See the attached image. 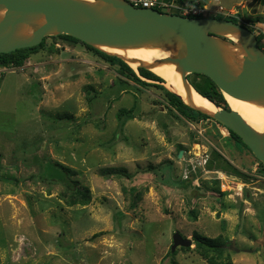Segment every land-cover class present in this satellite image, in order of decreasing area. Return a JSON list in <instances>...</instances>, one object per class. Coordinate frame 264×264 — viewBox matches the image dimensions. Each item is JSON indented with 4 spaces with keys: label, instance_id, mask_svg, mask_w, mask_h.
<instances>
[{
    "label": "rangeland",
    "instance_id": "rangeland-1",
    "mask_svg": "<svg viewBox=\"0 0 264 264\" xmlns=\"http://www.w3.org/2000/svg\"><path fill=\"white\" fill-rule=\"evenodd\" d=\"M206 3L259 36L264 0ZM0 155V264H264V164L82 44L49 37L22 66L0 67ZM57 165L91 202L55 180ZM176 233L192 246L172 253ZM195 233L223 253L198 249Z\"/></svg>",
    "mask_w": 264,
    "mask_h": 264
},
{
    "label": "water",
    "instance_id": "water-1",
    "mask_svg": "<svg viewBox=\"0 0 264 264\" xmlns=\"http://www.w3.org/2000/svg\"><path fill=\"white\" fill-rule=\"evenodd\" d=\"M228 34L240 35L239 44L244 51L242 71L234 68L224 55L222 45H235L221 39L227 38ZM63 35L100 51H103L101 46L117 49L180 47L182 55L168 57L159 63L177 65L184 83L192 86L189 76L205 75L217 85L226 100L231 97L264 107V51L258 45L257 35L242 23L136 8L127 0H94V3L82 0H0V54L38 47L46 38ZM135 71L139 74L138 69ZM208 101L218 110L213 115L184 103L235 133L264 164V133L255 131L231 107L229 111ZM183 154L181 151L180 159ZM191 246L190 239L179 233L174 235L172 253L179 247ZM232 250H236L234 243Z\"/></svg>",
    "mask_w": 264,
    "mask_h": 264
},
{
    "label": "trees",
    "instance_id": "trees-1",
    "mask_svg": "<svg viewBox=\"0 0 264 264\" xmlns=\"http://www.w3.org/2000/svg\"><path fill=\"white\" fill-rule=\"evenodd\" d=\"M164 1L172 2V0H164ZM176 2L178 4H181V5L186 4V0H176ZM197 3H199V5ZM192 5H198V6L204 7V5H207V3H206V0H200L199 2L192 1ZM163 10H166V9H159L160 12H163ZM172 10H174V9H172ZM174 15H179V14H174ZM190 17L193 18V16H190ZM198 17L202 18V17H204V15H200ZM209 17L217 18V19L231 20V21H234L235 23H238V19L235 17H229V16H224V15H212V14H210ZM258 23H262V21H258ZM58 38L63 39L66 42H69L72 44L84 45L88 50L92 51L98 57L103 59L106 63H108L114 67H118V73L120 74V76H122L126 80H129V81H131V82H133V83H135L141 87H144V88H147V87L158 88L159 87L161 90H163L165 92L166 99L169 102V104L173 108H175L178 111V113L180 115H182L183 117H185L188 121L198 124V123H201L202 121L212 120V118L209 117L208 115H205L202 112L197 111V110L192 109L191 107L187 106L184 103L183 99L179 95L177 96V94L169 91L165 87V81L163 78L159 77L158 75L151 72L150 70L141 67L138 69V72H139V74H138L130 65H128L125 61H123L122 59H120L116 56H111V55H109L103 51H100V50L94 48V47H90V46L80 42L79 40H77L73 37H70V36L63 35V36H60ZM257 39H258L259 47L264 51V44L262 45V42L264 40V34L260 33L259 36L257 37ZM44 45H45V40L38 47H34V48H30V49H24V50H17L15 52L9 53V54H0V67H2V68L20 67L30 57L31 54H36L40 50V48L44 47ZM144 79L146 81H150V82L148 83V82L144 81ZM188 79H189L190 84L192 85V87L195 89V91L198 94H200L201 96L212 101L213 103H215L219 107L225 108V109L230 111V105L228 104L227 100L225 99V97L223 96V94L221 93V91L217 87V85L209 77H207L205 75L194 74V75H191L190 77H188ZM156 83L160 84V86L154 85ZM229 133H230V136L232 139H234L235 141L239 142L244 147H246V145L242 142V140L235 133H233L231 131H229ZM216 154H217L218 159L228 167V171L230 174H233V175L240 177V178L248 179L247 176H245L242 172H240V170L237 167H235L234 165H232L226 158H224L223 156H221L217 152H216ZM0 159H2L1 155H0ZM57 168H58L57 171H58L59 176L55 180H58L57 182H59V183H65L69 187V189H71L72 191L78 192L79 189L76 188V184H74L73 182H72V184H70V182H69V180H70L69 176H70L71 171L65 167L60 166V165H57ZM109 175L112 176V175H119V174L116 172H113V173H110ZM49 180L54 181L53 179H49ZM79 193H81V197H83V199H84V204H88L89 202H91V196H90L89 192L85 193V192L79 191ZM135 206L136 205L133 204L132 208H134ZM119 216L123 217L124 214L119 213ZM97 236L98 235H96V237ZM193 238H194V241H195L198 249H201L204 251L205 250L206 251H215V252H218L220 255L224 251L223 249H224L225 244L219 243L217 240L202 237L198 233H195ZM172 264H179V263L176 261H172Z\"/></svg>",
    "mask_w": 264,
    "mask_h": 264
},
{
    "label": "bare ground",
    "instance_id": "bare-ground-1",
    "mask_svg": "<svg viewBox=\"0 0 264 264\" xmlns=\"http://www.w3.org/2000/svg\"><path fill=\"white\" fill-rule=\"evenodd\" d=\"M94 3V0H82ZM229 41L235 45H222L227 61L237 70L242 71L244 62V51L239 44V34H228ZM101 50L110 55H116L125 60L134 70L140 67L146 68L164 79L166 86L171 92L179 95L183 101L208 115H213L217 108L207 99L199 95L195 89L182 80V74L178 71L177 65L173 63H159L168 57L175 58L183 54V49L177 46L161 48L156 46L135 47L126 49L110 48L101 46ZM231 109L240 113L245 121L258 133H264V107L235 100L227 97Z\"/></svg>",
    "mask_w": 264,
    "mask_h": 264
},
{
    "label": "built area",
    "instance_id": "built-area-1",
    "mask_svg": "<svg viewBox=\"0 0 264 264\" xmlns=\"http://www.w3.org/2000/svg\"><path fill=\"white\" fill-rule=\"evenodd\" d=\"M129 2L136 8L154 9L158 11L159 9H174L180 13V16L183 17L193 16V18H199L198 16L200 15L209 17V15L211 14V11H208V9L205 7L198 6L199 4L190 6L186 4L181 5L178 4L176 0H172V2H166L164 0H129Z\"/></svg>",
    "mask_w": 264,
    "mask_h": 264
},
{
    "label": "crops",
    "instance_id": "crops-1",
    "mask_svg": "<svg viewBox=\"0 0 264 264\" xmlns=\"http://www.w3.org/2000/svg\"><path fill=\"white\" fill-rule=\"evenodd\" d=\"M186 2H188V1H186ZM263 23H256L255 24V27L257 28V30L260 31V33H263L264 34V29H263L264 28V24Z\"/></svg>",
    "mask_w": 264,
    "mask_h": 264
},
{
    "label": "clouds",
    "instance_id": "clouds-1",
    "mask_svg": "<svg viewBox=\"0 0 264 264\" xmlns=\"http://www.w3.org/2000/svg\"><path fill=\"white\" fill-rule=\"evenodd\" d=\"M240 23L244 24V22L240 21ZM245 25V24H244Z\"/></svg>",
    "mask_w": 264,
    "mask_h": 264
}]
</instances>
